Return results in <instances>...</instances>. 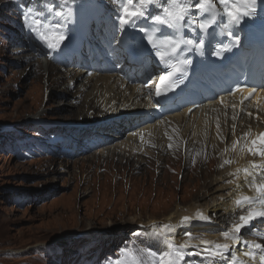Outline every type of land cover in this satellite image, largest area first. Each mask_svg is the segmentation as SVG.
<instances>
[{
  "label": "rangeland",
  "instance_id": "obj_1",
  "mask_svg": "<svg viewBox=\"0 0 264 264\" xmlns=\"http://www.w3.org/2000/svg\"><path fill=\"white\" fill-rule=\"evenodd\" d=\"M12 1L0 0V122H11L15 128L23 127L20 132L26 137L16 130L18 139L11 135L0 143V264L52 263L51 259L45 261L48 245L53 251L58 246L66 248L58 255V264H90L91 256L86 255L90 251L82 248V243L89 239L94 240L93 243L99 241L97 247L100 252L111 247L109 256L126 246L139 254L144 245L139 246L141 239L136 237V231L140 229H136L133 219L138 216L139 222H142L146 216L152 215L157 220L175 204L187 203L197 195L195 190L203 182L201 177L218 169L216 157L202 161L204 164L198 163L200 151L192 150L194 153L190 155L195 156V163L192 160L184 164L179 152L181 141L169 133L162 139L163 148L153 144L148 147V153L160 152L159 155L171 145L164 157L166 168L161 167L162 163L156 165L154 155L138 156L146 161L138 168L133 167L131 160L127 163L116 160L114 156H101L102 153L115 151L126 153L127 142L124 141L127 138L114 148L102 149L81 159L62 162L53 156L21 160L19 140L36 146L44 139L41 136L35 139L37 132L31 128L27 130L30 127L27 119L34 113L44 110L48 119L60 120H79L86 113L88 120L92 115L89 116L91 106L86 101L85 88L78 89L79 82L75 78H67L65 83L58 84V76L64 71L60 67L52 65L59 70L52 72L55 76L50 73L51 78L46 79L48 71L43 59L31 57L36 62L33 65L24 62L29 58L21 54L26 52L20 51L23 47L16 46L12 41V34L19 31L18 11L13 8ZM32 1L36 4L35 0ZM100 1L103 3L106 0ZM53 4L54 8L63 6L58 4V0ZM37 5L39 9L44 6L48 9L52 4ZM5 23L3 28L1 25ZM7 34L9 39L6 43ZM70 81L76 85L70 84L71 89H68L67 82ZM44 87L48 89L45 101L42 97ZM79 98L84 99L83 103L79 101L80 106L73 102ZM93 110V116L100 112L99 109ZM14 139L16 142H13ZM110 149L114 151L110 152ZM32 157L35 158L36 154ZM190 164L196 167L192 169ZM88 228H93V231L109 230L105 232L106 236L86 234V239L79 236L69 246L64 244L72 240L75 232ZM195 231L194 228H186L178 229L177 233L181 238L188 239L185 233L190 232L194 238ZM97 260L94 264H100ZM196 260L204 264L203 259Z\"/></svg>",
  "mask_w": 264,
  "mask_h": 264
},
{
  "label": "snow or ice",
  "instance_id": "obj_2",
  "mask_svg": "<svg viewBox=\"0 0 264 264\" xmlns=\"http://www.w3.org/2000/svg\"><path fill=\"white\" fill-rule=\"evenodd\" d=\"M61 3H66V0H60ZM243 2L244 7L240 6ZM117 6V20L120 32L128 28L137 29L143 34V39L146 40L151 50L154 52L158 61L164 64V73L159 76L156 94L161 91H169V85L166 81H171L177 73L183 74L187 65L191 60L184 57L185 50H196L200 52L203 48L204 38L201 36L199 40H193L184 35V30L190 32L199 30L200 33H208L210 29L219 23L221 16L227 17L228 24H239L242 16L250 15L254 12L255 0H166L165 3H160L159 0H113ZM251 6V7H250ZM158 8L155 14H152L150 8ZM52 12L49 6L47 9ZM43 13H39L42 16ZM55 16H62V13L56 11ZM28 26L37 33L38 38L45 42L49 49L60 47L65 36L62 31L53 30V26L45 23L42 19L32 15L31 10L26 14ZM151 21L149 27H141V22ZM228 25H225L227 27ZM43 29V30H41ZM237 41L238 37L235 38ZM184 46L182 48L181 46ZM214 55H221L220 51ZM175 57V59H174ZM163 85V88H161ZM235 91L242 94V99L247 100L255 94L256 89L237 88ZM264 99V97H258ZM224 101L221 100V103ZM235 107V105H233ZM250 132L245 133L244 137H250ZM143 139V137L141 136ZM239 141H233L232 148L236 149ZM171 147V145H169ZM246 151L254 156L261 157L259 163L250 161L248 167L237 168L235 173H231L235 177L243 174V187L246 191H239L232 200L231 210L233 212L241 210L246 214L238 217V222L231 224L230 228L222 232V237L226 241L220 243L213 240L196 237L199 240L197 247L203 246L199 254L207 257L223 258L225 254H231L233 244L243 243L246 251L243 252V257L248 260L241 259L232 255L229 264H264V243L257 241H240L241 230L259 220H264V132H260L247 139L243 145ZM232 161L225 160V164ZM223 166V165H221ZM228 184L235 183V190L241 189L242 185L234 180H228ZM234 190V191H235ZM228 211V209H226ZM208 217L202 212L197 211L194 216H182L180 224H188L193 220H207ZM153 236L165 246L164 251H155L152 249H141L139 254L136 250L130 249L127 246L120 250V257L115 261H110L109 264H180L183 259L182 250L192 245V234L186 232L188 237L183 243L176 244L172 239V233L175 231V226L169 223H161L152 225ZM254 235H261L258 231ZM231 241L232 243H228Z\"/></svg>",
  "mask_w": 264,
  "mask_h": 264
},
{
  "label": "bare ground",
  "instance_id": "obj_3",
  "mask_svg": "<svg viewBox=\"0 0 264 264\" xmlns=\"http://www.w3.org/2000/svg\"><path fill=\"white\" fill-rule=\"evenodd\" d=\"M72 1L75 0H71L70 2ZM51 65L52 64L50 63H46V70L48 71V76L46 77V79L51 78L50 76L52 74V71L54 72V70H59V68H52ZM43 68H45V66ZM60 70L62 69L60 68ZM61 72V76H58L60 79L58 81V84L65 83L67 81V78H75L76 82H79L78 89L84 87L85 89L90 90L86 93V101L88 102V105L91 106V109L95 108L102 111V109L106 105L100 106L99 103L102 99L106 98L107 94L113 95L112 100L115 98L119 99L121 97V92L116 89V83L111 82V76H101L94 79L84 80L81 78L82 73H74L70 71ZM67 83H69L68 89H71V81ZM97 91H100L98 98L95 96V92ZM94 117L95 116L92 115L90 120H93ZM248 122L250 121L245 118H241L238 122V125L233 128L234 122L224 109H216L212 110L211 112H208V110H206L194 123L188 124L183 130H181L182 117L180 115H174L171 117V119L165 120L157 125H149L144 128L145 133L142 136L143 139L141 138V136L136 135L127 137L126 141H124V143L127 142L126 153L115 151L114 153L101 154V156L104 158H112L114 156L116 160H123L127 163L131 160L134 162V165H132L135 168H138V166L141 165L140 162L142 158L138 156L147 157L150 155H154L153 158H156L157 162L160 165L164 160V157L168 154L169 150L167 151L166 155H164L166 151L158 155V153L160 152L156 154L148 153V151L150 150L148 147L150 144H153L161 145L163 148L164 142L162 141V139L167 134L172 133L177 136L180 141L183 139V137H188L186 149L184 152L185 157H188L190 156V154L194 153L192 151L193 149L197 148V151L195 152H198V150L200 151L202 149V146L207 145H210L209 149L211 151V158H213V156L219 155V160H222L224 157L222 163H217V170H210V175L201 177L203 182L196 187L197 190L195 191L197 192V195L191 198V200L188 199L189 201L187 203L175 204L166 214L162 215L161 218L157 220L152 215L146 216V218L142 222H139L140 218L138 216L137 218L133 219V223H137L140 225L143 222H147L146 225L140 226V228H143L141 230V236L146 239L148 244H152L151 246L153 248H155L154 244H159L160 242L158 238L153 236L152 234L153 223L155 222L156 225H159L161 223H169L175 226V231L174 233H172V239L176 244L177 242L178 244L183 243L186 240L178 236V229L183 230L186 228H194V230H197L193 232L196 236L192 240V245H190L188 248H185V250L188 251V255L191 254V256H195V258L197 259H203L204 264H229L232 259V255L240 257L241 259H244L246 261L248 260L247 257H243L242 255L243 252L246 251L245 245L243 243L233 244L232 253H226L223 258L207 257L205 255L199 254L203 246H195L199 245V240L195 239L196 237H202L204 239L213 240L220 243L226 242L222 237V232L228 229L229 224L227 223L234 220V217L237 216L238 212H241V210L233 212L231 210V205L232 200L235 198V195L238 194L239 191H246V188L243 187V174L241 173L238 178L230 174L235 173L237 168L248 167L250 161H255L257 163L261 161V157L251 155L246 151V149L243 148L244 143H241L240 148H236L238 150V153L235 152L236 149L232 148L231 144L232 139L234 138L232 134L233 131L236 132L238 141L240 143V141L243 140L244 133H246V131L244 130V126H246ZM252 123L256 125V122ZM210 135L212 136L210 137ZM224 138H227L226 142H223ZM224 146L227 147L226 152H222ZM162 148H160L159 150H161ZM179 150H181V146ZM109 151L112 152L114 151V149H110ZM219 160H217L216 162H218ZM225 160H230L232 162L229 164H225ZM208 176L210 177L208 178ZM228 180H234L236 183H240L242 185L241 189L235 190V183L228 184ZM226 209H228V211H226ZM197 211L202 212L205 216L208 217V219L193 220L188 224H180V218L182 216H194ZM262 225L264 226V222H262ZM253 226L258 227L259 225L254 224ZM239 239L240 241H253V239L255 238L252 236V232L249 231L248 233L240 234ZM227 242L232 243L231 241Z\"/></svg>",
  "mask_w": 264,
  "mask_h": 264
}]
</instances>
